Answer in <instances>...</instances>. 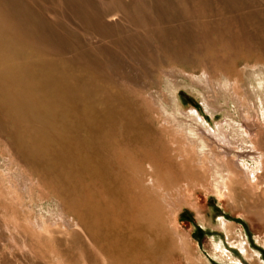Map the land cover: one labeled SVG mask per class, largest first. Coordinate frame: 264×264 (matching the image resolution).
<instances>
[{"label":"rangeland","instance_id":"374dc122","mask_svg":"<svg viewBox=\"0 0 264 264\" xmlns=\"http://www.w3.org/2000/svg\"><path fill=\"white\" fill-rule=\"evenodd\" d=\"M263 101L264 0H0V264H264Z\"/></svg>","mask_w":264,"mask_h":264},{"label":"bare ground","instance_id":"6f19581e","mask_svg":"<svg viewBox=\"0 0 264 264\" xmlns=\"http://www.w3.org/2000/svg\"><path fill=\"white\" fill-rule=\"evenodd\" d=\"M66 88V87H65ZM68 88V87H67ZM221 89V88H220ZM223 89H224V87H223ZM223 89H221V90H223ZM229 89H231V88H229ZM228 90V89H227ZM226 92V91H225ZM225 92H223L222 91V93L224 94ZM228 93H230V92H228ZM233 93H234V89L232 88V95H233ZM226 94V93H225ZM224 94V95H225ZM255 99V98H254ZM264 102V101H263ZM231 127V126H230ZM220 129V128H219ZM218 129V130H219ZM217 133V132H216ZM186 136V138H185V140H186V142L187 143H189L191 146L190 147H194V154L193 155H195L196 156V158L198 157V159L202 162V160H204V162H206L205 161V159L208 161V162H206L207 164L209 163V167H208V165H206V163L204 164L205 166H207L208 168H210V174L213 176V178H212V180L216 183V181H218L219 182V184H221V187H220V189H218L219 187L217 186V185H215V184H213V186L216 188V189H218V190H221V188L223 189H228V186H229V184H230V182H231V172H230V169H231V167L230 166H228L227 165V163H220V161L219 160H217V158H216V156H217V154L215 153V151L213 150V149H211V146H210V150H208V152H206V153H202V148H204V146H202V145H199V142L197 143L198 145H195L196 143L192 140V139H190L189 137H187V135H185ZM213 136H215L216 137V139L219 141V143H226L225 145H227V144H230L229 146H231V144L232 143H236L237 141H241V142H244V138H243V135L241 134H239V130L238 129H232V128H230V129H228V130H226V128L224 127V128H222V129H220L219 130V132H218V134H214ZM214 137V138H215ZM200 138V137H199ZM198 138V139H199ZM196 140V139H195ZM202 141V140H201ZM206 143V142H205ZM189 144L187 145L186 143H185V146H184V150L185 151H187V150H189L190 149V147H189ZM204 145V144H203ZM229 146H226V147H229ZM234 146V145H233ZM208 147V146H207ZM225 147V148H226ZM205 148H206V146H205ZM93 149V148H92ZM229 150V149H228ZM220 151V150H219ZM218 151V152H219ZM222 151V150H221ZM220 151V152H221ZM256 152V151H255ZM215 153V154H214ZM190 155V154H189ZM149 160V159H148ZM186 160V159H185ZM197 160V159H196ZM222 162V161H221ZM232 162H235V161H232ZM120 163V162H119ZM201 165V164H200ZM204 165H202V166H204ZM226 165H227V167H226ZM123 166V165H122ZM196 166V165H195ZM201 168V167H200ZM203 168V167H202ZM228 168V169H227ZM204 169V168H203ZM154 170V169H153ZM209 170V169H208ZM229 170V171H228ZM205 172V171H204ZM209 172V171H208ZM230 172V173H229ZM155 173H156V171H155ZM174 173V172H173ZM207 173V172H206ZM206 173H204L205 174V176H207V174ZM92 174V173H91ZM128 175V174H127ZM216 175H221V176H219V179H218V177L216 178L215 176ZM106 176V175H105ZM209 176V175H208ZM145 178V177H144ZM149 178H151L150 176H149ZM151 179H153V177L151 178ZM150 179V180H151ZM157 179V178H156ZM199 179V178H198ZM197 180V179H196ZM104 185V184H103ZM148 185V184H147ZM150 185V184H149ZM115 186V185H114ZM151 186V185H150ZM111 187H108V190H109V192L107 193V192H104V196L105 197H109V198H111L112 200H114V199H117V197H118V195L116 196V194L115 193H112V188L110 189ZM129 189V188H128ZM215 189V190H216ZM137 190V189H136ZM145 190V189H144ZM105 191V190H104ZM228 191V190H227ZM114 192V191H113ZM135 193V192H134ZM138 193V192H137ZM144 193V192H143ZM147 193V192H146ZM227 193V192H226ZM229 193V192H228ZM138 194H140L141 195V193H138ZM136 195V194H135ZM134 195V196H135ZM153 195V194H152ZM151 195V196H152ZM142 196V195H141ZM145 196V195H144ZM137 197V196H136ZM136 197H135V199H136ZM148 197H150L149 195H148ZM147 197V198H148ZM119 199H120V197H118ZM141 198V197H140ZM138 199V198H137ZM143 199V198H142ZM145 200V199H144ZM146 201V200H145ZM133 202V201H132ZM139 202V201H138ZM123 203H125L126 204V201L124 200L123 201ZM136 203V202H135ZM137 204V203H136ZM139 205V204H138ZM126 207V206H125ZM132 208H135L136 210H137V205H135V207H133L132 206ZM144 208V207H143ZM143 210H145V209H143ZM147 210V209H146ZM112 211V210H111ZM60 212V211H59ZM115 212V211H114ZM113 212V213H114ZM139 214H141L140 212H141V210H140V208L138 209V211H137ZM144 212V211H143ZM56 214V213H55ZM106 214H110V213H106ZM114 214H116V213H114ZM128 214V213H127ZM143 214V213H142ZM110 215H112V214H110ZM164 215V217L166 218V219H168L169 218V214H162V216ZM58 216V215H57ZM59 218L58 219H64V217H63V215H61L60 213H59ZM104 216V215H103ZM140 216V215H139ZM68 222V221H67ZM66 223V222H65ZM41 227V226H40ZM143 229V228H142ZM137 230V229H136ZM140 231V230H139ZM145 233V232H144ZM83 234V233H82ZM84 236V235H83ZM86 239V238H85ZM122 242H124V244H126L127 246H129L130 245V243H131V241H125L124 239L122 240ZM131 247L132 246H129V250H131ZM127 248V247H126ZM135 251V250H134ZM133 251V252H134ZM139 251V250H138ZM241 251H243L244 252V254H245V256L246 257H250L248 254H247V252H246V250H244V248H241ZM61 264V263H60Z\"/></svg>","mask_w":264,"mask_h":264}]
</instances>
